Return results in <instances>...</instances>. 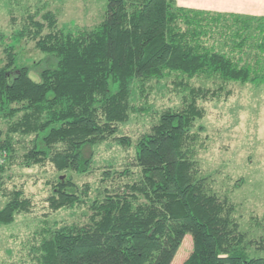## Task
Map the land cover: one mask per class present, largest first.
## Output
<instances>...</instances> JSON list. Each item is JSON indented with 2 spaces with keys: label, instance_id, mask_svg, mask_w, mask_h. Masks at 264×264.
I'll use <instances>...</instances> for the list:
<instances>
[{
  "label": "trees",
  "instance_id": "obj_1",
  "mask_svg": "<svg viewBox=\"0 0 264 264\" xmlns=\"http://www.w3.org/2000/svg\"><path fill=\"white\" fill-rule=\"evenodd\" d=\"M56 21L44 5L28 10L2 47L0 149L7 156L0 164V225L35 205L22 184H5L13 163L57 171L46 180L49 212L85 203L90 214L85 223L41 219L22 243L23 262L169 264L190 233L192 248L180 264H264V254L249 249H264V234L249 237L240 229L237 203L212 188L196 158L203 103L229 94L230 82L264 83V16L174 0H107L92 25L65 29ZM22 38L50 60L38 79L18 61L14 42ZM170 78L179 103L155 108L148 130L134 140L119 133L133 114L151 113L148 88ZM107 139L132 147L138 175L115 181L130 169L108 162L100 194L91 196L88 182L78 185L64 171H91L85 147Z\"/></svg>",
  "mask_w": 264,
  "mask_h": 264
},
{
  "label": "rangeland",
  "instance_id": "obj_2",
  "mask_svg": "<svg viewBox=\"0 0 264 264\" xmlns=\"http://www.w3.org/2000/svg\"><path fill=\"white\" fill-rule=\"evenodd\" d=\"M107 0H0V65L4 63L2 47L12 41L15 30L20 28L23 15L28 10L44 5L56 13L57 26L74 29L89 26L102 19ZM217 33H215L216 35ZM18 61L30 67V74L38 79V69L44 65L46 55L34 46V41L26 38L14 42ZM167 79L155 82L149 89L151 113L133 114L121 124L119 133H127L134 140L148 130L153 120V111L165 105L178 104L180 94L174 92L173 84ZM193 83L203 82L192 79ZM263 84V83H261ZM260 84V85H261ZM260 85L249 82H230L231 92L206 100L204 115L196 120L203 125L200 132L201 144L196 158L202 172L217 192H228L237 203V218L240 229L249 237L264 234V97L260 95ZM133 90V89H132ZM134 97V93L132 92ZM6 127V120L0 117V130ZM132 147H124L113 139L85 147V153L92 154L93 168L89 172H75L66 169L78 184L88 182L92 189L90 195H99L102 188L99 178L106 163L111 162L118 171L127 167L130 172L124 176L115 175V181L128 180L138 175V167L131 160ZM5 184L8 187L22 184L26 193L34 199L32 212L15 214L13 221L0 225V264H25V247L22 243L40 224L41 219L57 220L59 223L88 221L90 214L85 203L71 208L61 207L50 211L44 197L50 190L48 178L53 180L57 171L53 166L13 163L5 171ZM1 205V201H0ZM259 221V223H256ZM192 248V237L185 233L169 264H180ZM251 254L262 255L264 249L250 248Z\"/></svg>",
  "mask_w": 264,
  "mask_h": 264
},
{
  "label": "crops",
  "instance_id": "obj_3",
  "mask_svg": "<svg viewBox=\"0 0 264 264\" xmlns=\"http://www.w3.org/2000/svg\"><path fill=\"white\" fill-rule=\"evenodd\" d=\"M177 5L243 16H264V0H174ZM264 97V83L260 85ZM264 101V100H263Z\"/></svg>",
  "mask_w": 264,
  "mask_h": 264
},
{
  "label": "built area",
  "instance_id": "obj_4",
  "mask_svg": "<svg viewBox=\"0 0 264 264\" xmlns=\"http://www.w3.org/2000/svg\"><path fill=\"white\" fill-rule=\"evenodd\" d=\"M7 156V151L4 148L0 149V164H2Z\"/></svg>",
  "mask_w": 264,
  "mask_h": 264
}]
</instances>
